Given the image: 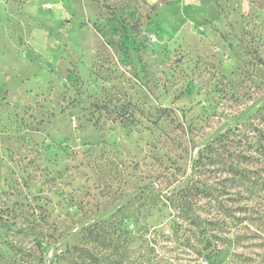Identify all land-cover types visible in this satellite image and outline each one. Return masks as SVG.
Listing matches in <instances>:
<instances>
[{"label": "rangeland", "instance_id": "1", "mask_svg": "<svg viewBox=\"0 0 264 264\" xmlns=\"http://www.w3.org/2000/svg\"><path fill=\"white\" fill-rule=\"evenodd\" d=\"M202 183L229 264H264V0H0V264H49L120 206L185 230L165 195ZM169 239L162 263L206 264Z\"/></svg>", "mask_w": 264, "mask_h": 264}, {"label": "trees", "instance_id": "2", "mask_svg": "<svg viewBox=\"0 0 264 264\" xmlns=\"http://www.w3.org/2000/svg\"><path fill=\"white\" fill-rule=\"evenodd\" d=\"M228 135L229 133L226 132L215 140L219 141L220 139L221 141ZM205 148L212 152L211 143L207 144ZM201 158L205 159L203 152H199L195 161L196 166L201 162ZM230 170L233 171L232 168ZM211 190L210 185L202 183L194 188L183 186L180 191L165 195L166 207L175 210L178 214L176 216L187 221L189 226L185 227V230H188L187 235L182 233L185 231L182 223L172 221L170 236L164 235V233L156 235L154 229L151 239H148L144 234L146 229L143 228V225L138 224L137 218L129 219L130 216L133 218V215L128 213L130 207L120 206L110 211L106 217L83 226L79 231L82 240L81 246L73 245L55 252L49 264H161L162 259L155 258L157 253L154 249L158 242V236L165 240H170L171 237V240L176 244L184 248H193L194 254L206 264H220L223 258H225L224 262L229 264L231 261L233 262L232 258H238L239 254L228 252L226 246L232 242L223 237L219 238L216 234L217 231H221L218 229V219L203 217L196 210L195 200L202 198H206L208 203H216L220 209L223 208L221 201L215 197ZM143 194L141 192L137 196L143 198ZM160 197L156 192L149 198L155 201L154 205L156 206L160 202ZM162 204L164 205V203ZM128 219L130 224H127ZM194 228L196 231L193 230ZM192 238L195 239L197 247L190 243ZM218 243L223 246L220 247ZM165 262L167 261L165 260ZM43 264H45L44 261Z\"/></svg>", "mask_w": 264, "mask_h": 264}]
</instances>
